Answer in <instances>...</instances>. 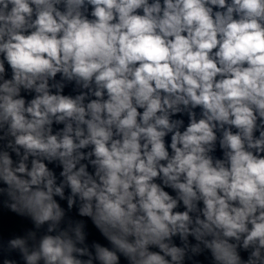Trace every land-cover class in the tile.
Instances as JSON below:
<instances>
[{
  "label": "clouds",
  "instance_id": "9594fccd",
  "mask_svg": "<svg viewBox=\"0 0 264 264\" xmlns=\"http://www.w3.org/2000/svg\"><path fill=\"white\" fill-rule=\"evenodd\" d=\"M0 264H264V0H0Z\"/></svg>",
  "mask_w": 264,
  "mask_h": 264
}]
</instances>
